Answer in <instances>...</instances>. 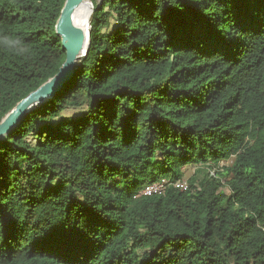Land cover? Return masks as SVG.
I'll list each match as a JSON object with an SVG mask.
<instances>
[{"label": "trees", "instance_id": "1", "mask_svg": "<svg viewBox=\"0 0 264 264\" xmlns=\"http://www.w3.org/2000/svg\"><path fill=\"white\" fill-rule=\"evenodd\" d=\"M89 1L0 139V264H264V0ZM63 2L0 0V120L63 63Z\"/></svg>", "mask_w": 264, "mask_h": 264}, {"label": "water", "instance_id": "2", "mask_svg": "<svg viewBox=\"0 0 264 264\" xmlns=\"http://www.w3.org/2000/svg\"><path fill=\"white\" fill-rule=\"evenodd\" d=\"M82 2L83 0H64L54 27L64 51V61L52 77L20 99L2 117L0 139L10 134L19 120L31 109L50 99L56 91L61 89L63 84L71 78L77 62L85 55L89 44V20L86 35L84 30L73 22V13ZM91 9L93 10V7Z\"/></svg>", "mask_w": 264, "mask_h": 264}, {"label": "bare ground", "instance_id": "3", "mask_svg": "<svg viewBox=\"0 0 264 264\" xmlns=\"http://www.w3.org/2000/svg\"><path fill=\"white\" fill-rule=\"evenodd\" d=\"M91 2L89 0H83V2L75 9L73 13V22L76 26L82 28L86 35V29H88V20L91 14Z\"/></svg>", "mask_w": 264, "mask_h": 264}, {"label": "built area", "instance_id": "4", "mask_svg": "<svg viewBox=\"0 0 264 264\" xmlns=\"http://www.w3.org/2000/svg\"><path fill=\"white\" fill-rule=\"evenodd\" d=\"M165 181L155 182L144 187L142 194L144 195H154L160 194L164 191ZM173 185L181 190H187L188 184L185 180H178L173 183Z\"/></svg>", "mask_w": 264, "mask_h": 264}, {"label": "rangeland", "instance_id": "5", "mask_svg": "<svg viewBox=\"0 0 264 264\" xmlns=\"http://www.w3.org/2000/svg\"><path fill=\"white\" fill-rule=\"evenodd\" d=\"M92 5V4H91ZM193 172L192 168H186L185 169V176H184V180L186 181L188 176ZM222 183H223V187L222 190L228 194L229 193V189L227 188V179L226 178H222Z\"/></svg>", "mask_w": 264, "mask_h": 264}]
</instances>
